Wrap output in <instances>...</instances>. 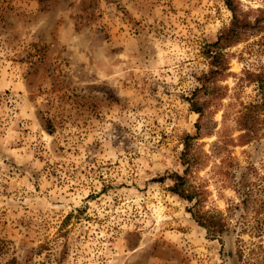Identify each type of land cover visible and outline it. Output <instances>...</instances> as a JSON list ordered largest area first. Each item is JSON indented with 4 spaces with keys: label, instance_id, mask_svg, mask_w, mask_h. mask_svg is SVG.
Returning a JSON list of instances; mask_svg holds the SVG:
<instances>
[{
    "label": "rangeland",
    "instance_id": "374dc122",
    "mask_svg": "<svg viewBox=\"0 0 264 264\" xmlns=\"http://www.w3.org/2000/svg\"><path fill=\"white\" fill-rule=\"evenodd\" d=\"M236 15L253 29L223 49L228 69L198 140L208 157L193 177L203 210L228 220L219 241L170 189L183 139L197 134L206 47ZM255 75L264 81V0H0V264L256 259L264 125L246 144L238 125Z\"/></svg>",
    "mask_w": 264,
    "mask_h": 264
},
{
    "label": "trees",
    "instance_id": "16d2710c",
    "mask_svg": "<svg viewBox=\"0 0 264 264\" xmlns=\"http://www.w3.org/2000/svg\"><path fill=\"white\" fill-rule=\"evenodd\" d=\"M251 29H253V26L249 22H243L236 15L232 27L226 33L221 34L216 42L206 47V55L211 60V70L202 76L200 79L201 86L195 88L192 93V107L200 115L197 123V134H186L184 137L183 150L180 154L183 170L182 172H175L171 176L174 184L171 186L170 190L191 203L189 212L192 214L193 218L200 226L206 229L208 238L217 239L219 241H224V236L229 235L231 229L223 212L203 210L204 202L207 198L206 192L203 188L195 185L193 177L194 173L205 164L208 154L200 150L198 140L202 133L207 105H210V102L212 103L214 101V95L217 92L216 84L218 82V77L221 75L224 76L228 69L223 49L236 44L238 39H240L246 31ZM256 77V81H258L260 88L258 97L254 101L245 104L244 109L240 111L238 117V125L244 132L240 140L244 144L257 139L258 133L264 125V119L262 118V115H264V81L262 76L257 75ZM248 183L249 181L246 177V173H243L237 187H239L238 189L240 190L242 198L241 206L246 207V209L252 202ZM237 207H240V205H235L234 208ZM257 245V258L249 257L247 261L242 264H264V247L261 243ZM238 248L236 254L244 261L243 257L245 255V250L240 246ZM255 250V247L251 248L250 254H253Z\"/></svg>",
    "mask_w": 264,
    "mask_h": 264
}]
</instances>
